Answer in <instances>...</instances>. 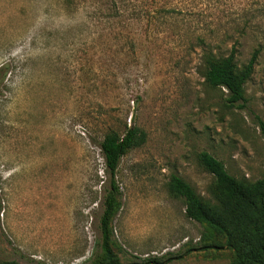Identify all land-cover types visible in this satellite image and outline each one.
Masks as SVG:
<instances>
[{"label": "rangeland", "instance_id": "rangeland-1", "mask_svg": "<svg viewBox=\"0 0 264 264\" xmlns=\"http://www.w3.org/2000/svg\"><path fill=\"white\" fill-rule=\"evenodd\" d=\"M234 44L239 69L260 50L244 107L205 77V56ZM4 65L0 264H101L100 145L130 125L147 137L117 172L120 261L233 264L231 250L201 247L205 225L168 183L177 174L214 201L203 151L238 178L264 176V0H0Z\"/></svg>", "mask_w": 264, "mask_h": 264}, {"label": "trees", "instance_id": "trees-1", "mask_svg": "<svg viewBox=\"0 0 264 264\" xmlns=\"http://www.w3.org/2000/svg\"><path fill=\"white\" fill-rule=\"evenodd\" d=\"M73 0H67L71 3ZM103 3H108L102 1ZM109 10L119 12L117 3ZM236 44L227 56L207 54L205 56L207 83L228 91L227 101L231 106L244 107L245 84L251 77L260 50H255L248 63L239 69L236 60ZM8 65L0 67V73L7 74ZM259 125L264 134V121ZM147 133L136 125H130L124 133L111 130L101 142V151L105 160L110 183L105 188L103 211L99 220L101 264L122 263L113 249L110 222L120 208V186L117 172L122 157L130 150L146 141ZM200 162L216 178L215 200H207L197 193L183 177L172 174L168 183L169 190L182 196L186 203V215L205 225L210 240L203 249H229L233 255V264H264V176L255 181L238 178L231 174L224 162L211 153L203 151ZM160 263L158 259H149L144 263ZM4 264H22L15 260Z\"/></svg>", "mask_w": 264, "mask_h": 264}]
</instances>
